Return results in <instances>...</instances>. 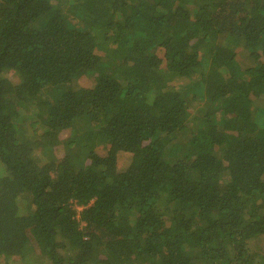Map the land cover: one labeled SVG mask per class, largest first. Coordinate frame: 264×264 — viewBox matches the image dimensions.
<instances>
[{
    "label": "trees",
    "instance_id": "obj_1",
    "mask_svg": "<svg viewBox=\"0 0 264 264\" xmlns=\"http://www.w3.org/2000/svg\"><path fill=\"white\" fill-rule=\"evenodd\" d=\"M33 261L264 264V0H0V264Z\"/></svg>",
    "mask_w": 264,
    "mask_h": 264
},
{
    "label": "rangeland",
    "instance_id": "obj_2",
    "mask_svg": "<svg viewBox=\"0 0 264 264\" xmlns=\"http://www.w3.org/2000/svg\"><path fill=\"white\" fill-rule=\"evenodd\" d=\"M247 61V60H246ZM247 64H249V61H247ZM13 79L15 80L16 78L15 77H13ZM181 82V81H180ZM180 84H183V82H181ZM32 260V259H31ZM32 264H34V261H33V263Z\"/></svg>",
    "mask_w": 264,
    "mask_h": 264
}]
</instances>
